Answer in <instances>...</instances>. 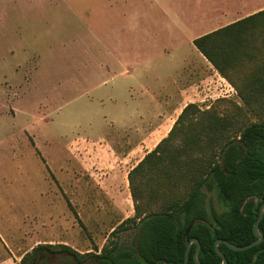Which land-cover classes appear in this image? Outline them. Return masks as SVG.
Returning <instances> with one entry per match:
<instances>
[{"label": "rangeland", "instance_id": "1", "mask_svg": "<svg viewBox=\"0 0 264 264\" xmlns=\"http://www.w3.org/2000/svg\"><path fill=\"white\" fill-rule=\"evenodd\" d=\"M155 3L0 0V255L7 250L5 255L11 256L4 264L20 262L42 243L66 245L87 258L78 263L66 252H55L47 264H97L91 254L103 246L135 244L137 219L128 172L167 135L173 117H167L163 133L152 135L151 144L144 140L149 135L145 130L163 117L133 118L131 122L142 120L140 134L116 128L113 120L130 118L119 115L108 96L120 103L124 86L111 91L103 85L104 64H110L111 71L122 63L135 65L138 70L130 82L134 90L142 94L141 88L148 87L170 112L179 102L184 75L190 80L183 58L198 59L191 37L226 23L184 21L181 37ZM263 6L260 0L257 7ZM247 61L230 72L237 84L262 65L259 57ZM198 74L191 72V79ZM217 78L221 85L214 88L209 80L196 78L202 98L195 94L192 99H202L193 102L200 112L185 119L170 148L197 130L194 119L203 111L213 110L222 120L216 119L218 127L225 128L221 140L238 134L235 122L220 124L236 105L246 114L242 126L264 123V93L254 95L249 107L226 79ZM142 109L154 106L144 102ZM211 154L201 140L198 150L182 151L181 159L199 155L206 169L217 160ZM171 163L165 159L155 169H145V192L161 186L168 171L180 175ZM178 183L180 191L186 180L179 178ZM207 206L220 209L214 193H209Z\"/></svg>", "mask_w": 264, "mask_h": 264}, {"label": "trees", "instance_id": "2", "mask_svg": "<svg viewBox=\"0 0 264 264\" xmlns=\"http://www.w3.org/2000/svg\"><path fill=\"white\" fill-rule=\"evenodd\" d=\"M192 44L234 87L246 105L251 107L254 95L264 93V8L196 36ZM258 57L262 65L245 75L241 84L234 82L230 72L236 71L238 63ZM198 112L200 109L195 103H187L167 135L128 172L134 200L133 218L137 219V240L127 248H120L115 243L103 246L99 253L91 254L98 264H182L187 242L192 237L199 240L197 256L201 262L220 263L221 257L214 249L216 239H226L235 245L256 239L253 224L264 201V123L251 122L242 126L241 118L246 114L236 105L231 115L223 118L226 121L220 124L225 126L227 122H235L238 134L221 140L225 128L220 129L216 119L222 120L213 110L203 111L201 116L194 117L199 124L197 130L170 148L173 136L182 130L185 119ZM201 140L208 143L211 155L217 157L206 169L199 155L189 161L181 159L182 151L198 150ZM165 159L172 161L171 166H175L180 175L168 171L161 186L152 185L145 192L148 184L144 179L145 169H155ZM179 178L186 180L180 191ZM209 193L215 194L219 210L213 206L208 208ZM142 199L144 201L140 202ZM158 206L161 207L159 210L153 209ZM190 223L191 229L184 236ZM258 230L263 236L262 241L247 249L234 250L224 243L218 245L227 264H264V211ZM43 247L65 250L78 263L87 260L84 254L66 245L58 248L53 243H42L25 253L16 264H29ZM195 247L192 243L187 264H195L192 258Z\"/></svg>", "mask_w": 264, "mask_h": 264}, {"label": "crops", "instance_id": "3", "mask_svg": "<svg viewBox=\"0 0 264 264\" xmlns=\"http://www.w3.org/2000/svg\"><path fill=\"white\" fill-rule=\"evenodd\" d=\"M260 0H165L164 3L159 4V0H155V5L159 8V10L165 15L166 19L170 24L173 22V27L178 35L184 37V33H186L185 28L180 24L184 21L186 22H219V21H226V23L222 24L225 25L237 19H240L246 15L254 13L263 7L258 8L257 4ZM222 25L214 27L209 31L216 29ZM205 31L203 33H206ZM203 33L198 35L192 36L190 43L192 44V39L196 36H199ZM193 45V44H192ZM194 46V45H193ZM196 49V48H195ZM197 50V49H196ZM199 52V51H198ZM119 58V57H118ZM197 58V57H196ZM120 60V59H119ZM196 61L197 63L194 65L192 62ZM183 62L185 67L183 71L188 67V74L190 80L185 79V75L183 77L184 81L180 84L178 88L179 93V102L172 108L170 112H165L163 108L160 106L156 98V93L152 92L148 87L144 89L141 88L140 93L134 90L133 84H131V80L135 78L136 72L138 68L131 63H122L119 65L120 67L117 70L111 71L112 67L110 64H104L103 69L105 72V79L102 80L103 85L107 86L111 91L118 89L119 85L124 86V93L125 99L120 100L121 102L118 103L113 96H108V101L113 104L115 109L122 115V117H128L130 120L127 122L122 121H112L116 128H127L130 133L132 134H140L142 130H140L142 126V120H137L131 122L133 118H152L153 116H159L162 118L159 120L155 125L151 126L148 130H145L146 134H149L144 140L147 144H151L152 140L151 137L158 131L162 133L165 131V124L168 122L167 117H173L171 124L169 125L168 131L170 130L171 126L173 125L175 119L177 118L178 114L181 112L182 108L190 102L200 101L202 99L201 92L197 90L199 85L197 84L196 78L199 76L200 79L209 80L210 87H216L221 85V81L217 77H220L225 81V78L222 77L219 72L212 66L210 62L206 60V58L199 52L198 59H194L193 57H184ZM192 65V66H191ZM191 72L192 73H199L198 76L194 79H191ZM184 74V73H183ZM120 82L117 84V81ZM193 90L194 93H191ZM195 94H199V99H192ZM107 101V102H108ZM144 102L153 104L154 110L150 109H142V104ZM146 106V105H143ZM157 110L160 113L155 112ZM162 113V116L160 115ZM110 116V114H109ZM108 117V115H106ZM119 117V116H117ZM168 118V119H169ZM144 131V130H143ZM168 131H165V133ZM7 248L6 244L4 245ZM10 249V248H9ZM7 253V250H5ZM0 255V264L6 263L8 260L11 259V256Z\"/></svg>", "mask_w": 264, "mask_h": 264}, {"label": "water", "instance_id": "4", "mask_svg": "<svg viewBox=\"0 0 264 264\" xmlns=\"http://www.w3.org/2000/svg\"><path fill=\"white\" fill-rule=\"evenodd\" d=\"M263 211H264V201L259 206L258 216H257L256 221L253 224V232H254V235L256 236V239L255 240L251 241L250 243L244 244V245H235V244L229 242L228 240L222 239V238H219V239H216L215 240V242H214V249H215L216 253L221 257V262L220 263H203V262H201L198 259V256H197L198 251H199V247H200L199 240L196 237H192L187 242L186 249H185L184 260H183V263L182 264H187L188 263V259H189V249H190V246H191L192 243H195L196 244L195 250H194L193 255H192V258H193V261L195 262V264H227V259H226L225 255L219 249V246L218 245L220 243H224L229 248L234 249V250H244V249H247V248H249L251 246H254V245L259 244L262 241L263 236H262V234L258 230V224H259V222H260V220L262 218ZM191 226H192V224L190 223L188 225V227L186 228V230H185L184 236H186L188 234V232L191 229Z\"/></svg>", "mask_w": 264, "mask_h": 264}, {"label": "flooded vegetation", "instance_id": "5", "mask_svg": "<svg viewBox=\"0 0 264 264\" xmlns=\"http://www.w3.org/2000/svg\"><path fill=\"white\" fill-rule=\"evenodd\" d=\"M61 253V252H66L65 250H59V251H56V250H52V249H49L47 247H43L41 248L39 251L36 252L34 258L29 262V264H34L36 261H42L44 264H47L48 262V259L50 256L49 254H53V253ZM67 253V252H66ZM68 255L72 256L71 254L67 253ZM94 257V256H93ZM72 258L75 260V258L72 256ZM34 260H36L34 262ZM96 262H97V259H95ZM76 261V260H75ZM98 264V262H97Z\"/></svg>", "mask_w": 264, "mask_h": 264}]
</instances>
